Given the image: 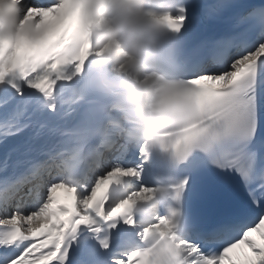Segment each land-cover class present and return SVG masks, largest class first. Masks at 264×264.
Returning <instances> with one entry per match:
<instances>
[{
  "label": "snow or ice",
  "instance_id": "1",
  "mask_svg": "<svg viewBox=\"0 0 264 264\" xmlns=\"http://www.w3.org/2000/svg\"><path fill=\"white\" fill-rule=\"evenodd\" d=\"M20 8L0 33V264H264V0H179L161 17L166 87L201 118L158 151L104 95L74 0ZM213 169L238 182L198 210Z\"/></svg>",
  "mask_w": 264,
  "mask_h": 264
},
{
  "label": "clouds",
  "instance_id": "2",
  "mask_svg": "<svg viewBox=\"0 0 264 264\" xmlns=\"http://www.w3.org/2000/svg\"><path fill=\"white\" fill-rule=\"evenodd\" d=\"M179 0H74L89 32L90 65H101L114 82L104 95L122 109L121 115L137 136L154 150L170 145L201 118L191 99L173 96L171 79L162 72L160 54L171 39L161 17ZM21 0H0V33L14 32ZM171 181H157L155 202L171 214L175 206Z\"/></svg>",
  "mask_w": 264,
  "mask_h": 264
}]
</instances>
